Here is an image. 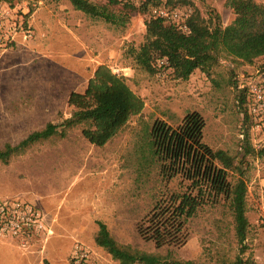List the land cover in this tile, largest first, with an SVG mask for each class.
Masks as SVG:
<instances>
[{"label":"rangeland","instance_id":"374dc122","mask_svg":"<svg viewBox=\"0 0 264 264\" xmlns=\"http://www.w3.org/2000/svg\"><path fill=\"white\" fill-rule=\"evenodd\" d=\"M0 1L27 12L32 29L28 39L20 36L17 44L0 49V149L71 116L69 94L83 91L101 64L123 76L145 102L142 114L133 116L105 147L92 146L75 127L64 138L52 136L13 154L8 162L0 160V198L35 199L52 214L68 205L55 224L52 220L55 233L46 246L39 240L31 243L28 250L35 264L44 260L73 264L78 242L89 250L91 264H120L95 242L97 220L104 221L122 245L179 260L232 264L242 259L253 264L264 259V132L256 131L246 118L237 88L242 74L264 66V55L246 62L222 52L209 71L198 68L187 79L168 68L152 74L135 61V50L146 40L148 10H127L122 2L111 6L117 15V21L111 22L75 9L69 0ZM227 1L161 0L159 4L191 14L198 11L212 25L217 13L220 24L227 26L235 18ZM188 111L205 118L204 139L209 145L227 150L243 165L250 221L244 244L226 206H207L192 218L189 239L180 247L157 248L137 232L136 221L151 209L155 191L163 185L150 168L141 174L144 182L136 181L137 163L127 156L133 128L141 117L164 118L176 125ZM80 198L79 211H73L74 200ZM77 228H83L79 238L73 235ZM0 238L23 251L16 240Z\"/></svg>","mask_w":264,"mask_h":264},{"label":"trees","instance_id":"16d2710c","mask_svg":"<svg viewBox=\"0 0 264 264\" xmlns=\"http://www.w3.org/2000/svg\"><path fill=\"white\" fill-rule=\"evenodd\" d=\"M69 1L75 9L111 22L117 21L111 6L122 2L127 10H148L146 40L135 50V61L152 74L168 68L176 77L187 79L198 68L209 71L222 52L246 62L264 55V3L256 0H228L235 18L227 26L220 24L217 13L213 14L216 21L212 25L195 11L187 20L189 32L151 15L150 4H159L161 0H146L140 5L124 0H106L105 4L91 0ZM239 98L244 106V96L241 94ZM68 104L73 109L71 116L60 123H47L16 145L6 144L0 149V160L8 162L13 154L52 136L64 138L75 127L81 128L82 135L91 144L105 147L129 125L133 116L141 115L145 107L144 100L125 78L104 64L97 67L83 91L69 94ZM205 126L200 112L188 111L176 125L164 118L141 117L133 128L127 156L137 163L136 181L144 182L141 174L144 168H150L157 171L158 182L163 185L157 193L155 191L151 209L136 221L140 237L153 242L157 248L186 244L188 223L207 206H226L233 217L239 242L244 244L247 238L250 227L248 183L243 165L237 162L235 155L225 149H215L205 141ZM97 224L95 242L120 264H199L122 245L104 221L98 220ZM245 263L248 262L239 259L232 264ZM44 264L51 263L44 260Z\"/></svg>","mask_w":264,"mask_h":264},{"label":"built area","instance_id":"2783aa9c","mask_svg":"<svg viewBox=\"0 0 264 264\" xmlns=\"http://www.w3.org/2000/svg\"><path fill=\"white\" fill-rule=\"evenodd\" d=\"M140 5L146 0H124ZM11 4L0 1V49L18 43L32 36L27 20V12ZM150 13L155 18L174 24L189 32L187 20L191 15L187 9H170L162 4H150ZM161 64L164 60L160 61ZM238 91L245 98V107L253 128L264 132V66L245 72L238 79ZM50 214L36 203L21 197L0 198V237L13 238L22 249L28 250L34 240L43 247L54 234V224ZM89 250L78 242L72 254L73 264H91ZM253 264H264V259Z\"/></svg>","mask_w":264,"mask_h":264},{"label":"crops","instance_id":"0c3cea01","mask_svg":"<svg viewBox=\"0 0 264 264\" xmlns=\"http://www.w3.org/2000/svg\"><path fill=\"white\" fill-rule=\"evenodd\" d=\"M91 145L94 146L93 144H91ZM30 201L36 203L37 205H39L43 209H44V207H46L35 199L30 200ZM80 201H81V198H80V200L79 199L74 200L73 207L71 208L73 211H75V210L79 211L80 208H77L78 206H76V204L77 203L80 204L81 203ZM66 207H68L67 204H65L64 206L62 205L60 208H57V210H55V214H52L48 211V213L51 215V218L54 220V224L58 221L59 215L61 214V210H63ZM44 210H46V209H44ZM52 212H53V208H52ZM76 230H78V231L75 232V230H74L73 235L74 234L77 235L78 238L81 237V235H82L81 231L83 230V228H80V229L77 228ZM54 233H55V228H54ZM11 239H13V238H11ZM22 250L23 251L19 250L17 247L9 244L8 242H5V239L0 238V264H35L33 262L34 255L31 252L32 250H26V249H22ZM73 251H74V249H73ZM72 254H73V252H72Z\"/></svg>","mask_w":264,"mask_h":264}]
</instances>
